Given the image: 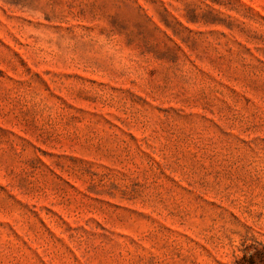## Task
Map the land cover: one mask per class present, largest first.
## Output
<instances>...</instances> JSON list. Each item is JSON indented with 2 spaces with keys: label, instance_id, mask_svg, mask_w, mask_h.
<instances>
[{
  "label": "rangeland",
  "instance_id": "obj_1",
  "mask_svg": "<svg viewBox=\"0 0 264 264\" xmlns=\"http://www.w3.org/2000/svg\"><path fill=\"white\" fill-rule=\"evenodd\" d=\"M0 264H264V0H0Z\"/></svg>",
  "mask_w": 264,
  "mask_h": 264
}]
</instances>
